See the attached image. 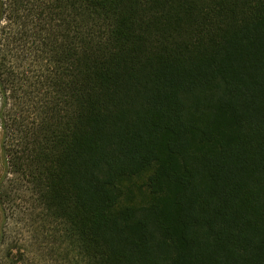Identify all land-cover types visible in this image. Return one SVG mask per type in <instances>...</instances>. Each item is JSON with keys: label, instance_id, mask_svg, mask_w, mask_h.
Listing matches in <instances>:
<instances>
[{"label": "trees", "instance_id": "trees-1", "mask_svg": "<svg viewBox=\"0 0 264 264\" xmlns=\"http://www.w3.org/2000/svg\"><path fill=\"white\" fill-rule=\"evenodd\" d=\"M0 264H264V0H0Z\"/></svg>", "mask_w": 264, "mask_h": 264}]
</instances>
